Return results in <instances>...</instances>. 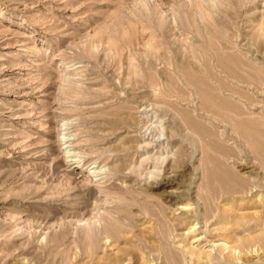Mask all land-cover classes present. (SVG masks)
Masks as SVG:
<instances>
[{"label": "rangeland", "instance_id": "374dc122", "mask_svg": "<svg viewBox=\"0 0 264 264\" xmlns=\"http://www.w3.org/2000/svg\"><path fill=\"white\" fill-rule=\"evenodd\" d=\"M0 264H264V0H0Z\"/></svg>", "mask_w": 264, "mask_h": 264}, {"label": "bare ground", "instance_id": "6f19581e", "mask_svg": "<svg viewBox=\"0 0 264 264\" xmlns=\"http://www.w3.org/2000/svg\"><path fill=\"white\" fill-rule=\"evenodd\" d=\"M200 48H201V49H206V50H207L206 45H205L204 43H202V44L200 45ZM213 49H214V47H213ZM182 208H184V207H181V209H182ZM187 231L189 232V233H187V234H191V232H195L194 229H193V227L188 228ZM198 241H200V239H199V240L197 239V241L195 240V242H198ZM106 247H107V248H112V246L110 247V245H106Z\"/></svg>", "mask_w": 264, "mask_h": 264}]
</instances>
